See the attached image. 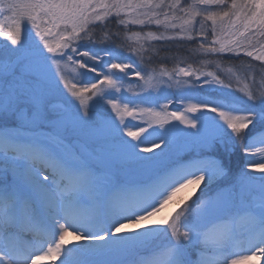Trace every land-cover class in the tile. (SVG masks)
Returning <instances> with one entry per match:
<instances>
[{"label": "snow or ice", "instance_id": "obj_1", "mask_svg": "<svg viewBox=\"0 0 264 264\" xmlns=\"http://www.w3.org/2000/svg\"><path fill=\"white\" fill-rule=\"evenodd\" d=\"M113 20L125 31H162L125 40ZM32 32L38 41H29ZM0 38V174L12 177L0 185V264H244L264 256V92L245 86L236 96L215 72L188 65L145 82L159 87L167 77L184 91L219 85L216 99L168 112L111 98L123 96V77L144 79L136 58L151 41L198 39L206 57L264 65V0H0ZM65 59L80 70L75 83L61 69ZM150 95L142 89L136 98ZM108 106L114 115L98 118Z\"/></svg>", "mask_w": 264, "mask_h": 264}, {"label": "rangeland", "instance_id": "obj_2", "mask_svg": "<svg viewBox=\"0 0 264 264\" xmlns=\"http://www.w3.org/2000/svg\"><path fill=\"white\" fill-rule=\"evenodd\" d=\"M215 10V9H210ZM211 22H208L210 24ZM199 27V25H197ZM142 35L148 33H142ZM156 35H159L160 33H155ZM168 35H171V33H168ZM34 38L35 40H39L38 37H35V33L32 32L31 36L29 37V41ZM209 40L212 39L211 35L208 37ZM10 43V42H9ZM0 48H3V38H0ZM127 53L123 52V56H126ZM122 56V55H121ZM235 59L234 57H232ZM125 62H128L125 60ZM215 63V64H214ZM250 63L252 64L251 67H249L248 64L242 63L237 66H233L232 63H221L218 64L217 62H213L211 66L208 65V63L204 65H198L197 67L201 68L204 72H215L217 75L221 77V79L224 80V82L231 83L232 88L235 92L236 96H244V93L241 92L239 89L247 86L248 90H251L255 92L257 95L264 92V65H262L261 62L255 61L253 59H250ZM216 65H219L217 68ZM195 67L196 66H192ZM142 68L145 71H142V76H144V79L141 80L140 78L133 77L129 75L128 77H123L124 82V88L125 92L123 93V96H116L111 98H116L118 103H125L129 102V108H136L137 111L140 109H146V108H154L156 110H160L161 106L167 105V111L173 112V111H184L186 106L189 103H196L200 98L204 99H216V95H211L212 93H209L210 91L206 92L207 87H205L202 90H193V91H184L183 89L187 87L184 86H178L175 83V79L172 81H168L167 77H162V79L166 82L165 84L160 85L159 87H154V80L149 81L146 83L145 81H148L149 77H160L161 72H155L150 73V71L146 70L144 66ZM212 68V69H209ZM61 69L66 76V78L70 81L75 83L76 80L81 79L79 72L80 70L76 68L75 65H73L71 62H67L66 59L64 62H62ZM95 75V74H92ZM123 76V74H121ZM211 79V78H209ZM171 83L172 87H168V84ZM129 86H131V90L129 91ZM220 87L219 85H215L213 89H216ZM142 89L145 92H151L150 96H140L139 99L136 98L137 94L141 93ZM212 89V88H211ZM147 101V102H145ZM171 101V103H169ZM105 114H111L110 106L107 107V113H100L98 114V118ZM144 121H147V117L143 118ZM131 121L132 124H139L141 127L146 128L149 132L151 131V128H149L147 122H141L140 117L131 118L126 117V122ZM173 123V122H172ZM175 124H179L177 121ZM131 126V125H130ZM180 127H184V125H179ZM155 127V125H153ZM133 130H136V128H133ZM155 135V134H154ZM131 139V138H129ZM158 142V141H157ZM259 146V145H258ZM238 163H242L244 165V161L241 159L238 160ZM242 165V166H243ZM12 182V177L8 174H0V185H9ZM188 192H191V189L186 190ZM197 195L199 193L197 192ZM195 197H193L194 199ZM168 208H171V212L173 209L176 208L175 204H170ZM167 208V209H168ZM238 248L234 247L233 251H237ZM142 255H147V252L141 253ZM244 255L251 256V253L244 252L242 253ZM238 256H232L230 259H238ZM244 264H264V256H260L257 254L255 258L249 259L248 261L244 262Z\"/></svg>", "mask_w": 264, "mask_h": 264}, {"label": "trees", "instance_id": "obj_3", "mask_svg": "<svg viewBox=\"0 0 264 264\" xmlns=\"http://www.w3.org/2000/svg\"><path fill=\"white\" fill-rule=\"evenodd\" d=\"M191 2L192 0H182V3H184L185 5L190 4ZM115 23H116L115 20H113L112 30L120 31L122 39L125 40L126 37L133 32L160 33L162 31V29H158V27L155 25L149 26L147 28L133 27L130 30L125 31L123 29H117L115 27ZM101 31L102 30L100 28L95 29L97 35H99ZM259 39H260V43L264 44V38H259ZM126 42L131 43V41H126ZM199 43L200 41L198 39L192 41L172 42L165 44H161L156 41H151L144 45L142 60L139 57H137L136 59L141 63L142 66L145 67L146 70L150 71V73L162 72L165 70L168 72H172L177 67H186L188 65L197 67L198 65H204L208 63V61L217 62L218 64L232 63L233 66H237L242 63L248 64L249 67H251L252 65L250 63V59L253 58H249L243 55H241L238 58L235 56H225L223 58L206 57L200 53ZM113 47L115 48V46ZM257 47H259V45H257ZM123 52L126 51L116 49L115 54L123 56ZM232 57H234L235 59H233ZM207 91H210L209 93H212L211 95H216L215 89L213 88L212 89L207 88L206 92ZM239 159H240L239 155L234 159L233 163L235 167H242L243 164L238 163Z\"/></svg>", "mask_w": 264, "mask_h": 264}, {"label": "bare ground", "instance_id": "obj_4", "mask_svg": "<svg viewBox=\"0 0 264 264\" xmlns=\"http://www.w3.org/2000/svg\"><path fill=\"white\" fill-rule=\"evenodd\" d=\"M171 210H172L171 208L165 209L163 215H167L168 213L171 212ZM67 239H68L69 241L75 243V238H74L73 235L70 234V235L67 237ZM42 264H52V261H51L49 258H45V260L42 261ZM55 264H59V258H57V259L55 260Z\"/></svg>", "mask_w": 264, "mask_h": 264}, {"label": "water", "instance_id": "obj_5", "mask_svg": "<svg viewBox=\"0 0 264 264\" xmlns=\"http://www.w3.org/2000/svg\"><path fill=\"white\" fill-rule=\"evenodd\" d=\"M172 122H174V123H175V122H177V121H172Z\"/></svg>", "mask_w": 264, "mask_h": 264}]
</instances>
